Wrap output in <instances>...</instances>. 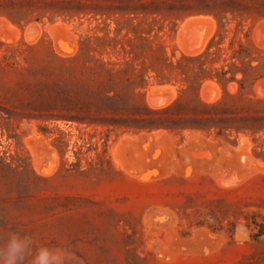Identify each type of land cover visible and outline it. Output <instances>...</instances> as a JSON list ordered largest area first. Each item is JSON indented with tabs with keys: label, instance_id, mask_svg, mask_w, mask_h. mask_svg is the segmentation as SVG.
Masks as SVG:
<instances>
[{
	"label": "rangeland",
	"instance_id": "1",
	"mask_svg": "<svg viewBox=\"0 0 264 264\" xmlns=\"http://www.w3.org/2000/svg\"><path fill=\"white\" fill-rule=\"evenodd\" d=\"M132 6L142 11H120ZM240 25L237 38L264 52V0H0V245L30 235L25 264L40 246H71L76 264H264V236L252 238L264 222V132L133 133L63 119L87 112L71 109L78 98L120 88L106 62L147 66L137 90L159 109L179 85L157 84L149 66L197 55L218 32L226 47ZM252 91L264 99V80ZM198 96L214 102L223 90L207 80ZM98 156L102 171L89 166Z\"/></svg>",
	"mask_w": 264,
	"mask_h": 264
},
{
	"label": "trees",
	"instance_id": "2",
	"mask_svg": "<svg viewBox=\"0 0 264 264\" xmlns=\"http://www.w3.org/2000/svg\"><path fill=\"white\" fill-rule=\"evenodd\" d=\"M123 10L128 13L142 11L136 6L120 11ZM224 26L221 24V28ZM239 32H242L241 25L235 28L226 47H220L223 36L218 32L197 55H182L175 62L165 58V69L149 66L155 73L157 84L179 85L177 97L162 108H149L144 101V92L137 90L146 86L144 73L147 66L142 64L137 68L131 62H106L99 66L100 69L109 78L121 76L120 88L105 91L112 93L109 95L98 92L86 98H78L71 109L78 107L87 112L64 116L63 119L85 125H110L112 129L133 133L157 130L181 133L190 130L214 133L216 137L228 139L233 134L255 135L264 132V99L256 97L252 91L258 81L264 80V52L244 44L237 38ZM217 36L219 40L216 41ZM244 36L247 38L246 33ZM207 80L221 86V99L204 102L199 98L198 91ZM230 83L237 85L234 94L227 91ZM91 108L96 113H109L112 116L95 118L90 113ZM107 136L102 143L103 147L106 146ZM103 163V159L98 156L96 162H89V166H99L102 171ZM254 226L256 233L252 238L258 240L264 236V222H254Z\"/></svg>",
	"mask_w": 264,
	"mask_h": 264
},
{
	"label": "clouds",
	"instance_id": "3",
	"mask_svg": "<svg viewBox=\"0 0 264 264\" xmlns=\"http://www.w3.org/2000/svg\"><path fill=\"white\" fill-rule=\"evenodd\" d=\"M34 244L28 234L11 232L0 245V264H25ZM77 257L71 246H40L31 258L30 264H76Z\"/></svg>",
	"mask_w": 264,
	"mask_h": 264
},
{
	"label": "bare ground",
	"instance_id": "4",
	"mask_svg": "<svg viewBox=\"0 0 264 264\" xmlns=\"http://www.w3.org/2000/svg\"><path fill=\"white\" fill-rule=\"evenodd\" d=\"M195 18H196V17H195ZM190 19H191V18H190ZM197 19H198V18H197ZM194 20H195V19H194ZM202 20H203V19H202ZM202 20H201V21H202ZM205 20H207V18H206ZM198 22H200V21H197V23H198ZM6 23H7V22H6ZM188 23L190 24L189 21H188ZM203 23H204V25L209 26V25L207 24V21H205V22H203ZM205 23H206V24H205ZM210 23H211V22H210ZM212 23H213V22H212ZM192 24H193V23H192ZM199 24H201V22H200ZM186 25H187V23L184 24V27H185ZM192 26H193V25H192ZM30 27H32V26H30ZM188 27H189V26L187 25V28H188ZM257 27H258V26H257ZM260 27H261V26H260ZM32 28H33V27H32ZM181 29H183V26H182ZM181 29H180V30H181ZM183 30H185V29H183ZM183 30H182V31H183ZM261 30H262V28L260 29V31H261ZM183 32H184V31H183ZM186 33H187V32H186ZM206 33H207V32H206ZM178 36H179V35H178ZM208 36H209V33H207V36H206V37L208 38ZM203 37H204V36H203ZM203 37H202V38H203ZM206 37H205V38H206ZM203 39H204V38H203ZM180 40H181L180 43L183 44V43H182L183 40H182V39H180ZM204 40H205V39H204ZM204 40H203V41H204ZM205 41H206V40H205ZM184 42H185V41H184ZM200 45L202 46V44H200ZM184 46H185V45H184ZM197 47H198V46H197ZM199 49H200V48H199ZM193 51H194V50H193ZM197 51H199V50L197 49ZM192 53H193V52H192ZM206 84H207V83H206ZM208 87H209V86H208ZM161 88H162V87H160V89H161ZM172 88H173V87H172ZM160 89H159V90H160ZM165 89H166V88H165ZM210 89H212V88H210ZM213 89H214V88H213ZM149 90H150V89H149ZM154 90H155V88H154ZM214 90H215V89H214ZM155 91H156V90H155ZM161 91H163V90H161ZM168 92H169V91H168ZM215 92H216V91H215ZM157 93H158V92H157ZM160 93H161V92H160ZM154 94H155V93H154ZM215 94H217V93H215ZM151 96H152V95H151ZM153 96H154V95H153ZM171 96H172V95H170V97H171ZM215 96H216V95H215ZM170 97H169V98H170ZM169 98H168V100H169ZM171 98H172V97H171ZM209 99H210V98H209ZM146 100H147V99H146ZM168 100H166V101H162V102H159V103H157V104H155V105H151V106H152V107H159V108H160V106H164L165 104H167L168 102L171 101V100H170V101H168ZM210 101H212V100H210ZM161 132H162V131H161ZM158 134H159V133H158ZM150 135H151V134H150ZM145 137H146V136H145ZM147 138H148V136H147ZM151 138H152V137H151ZM196 149H197V148H196ZM205 149H206V148H205ZM190 151H191V150H190ZM193 151H194V150H193ZM195 151H196V150H195ZM116 152H117V151H116ZM215 152H216V151H215ZM32 154H33V152H32ZM115 158H116V160H117V157H116V156L114 157V159H115ZM213 159H214V158H213ZM116 160H115V161H116ZM117 161H118V163L120 162L119 159H118ZM217 161H218V160H217ZM121 162H122V161H121ZM214 162H216V161L214 160ZM34 163H35V162H34ZM122 163H124V162H122ZM119 164H120V163H119ZM212 164H213V163H212ZM212 164H211V165H212ZM38 165H39V164H38ZM38 165H37L36 167H38ZM122 167L125 168L124 165H123ZM37 169H38V168H37ZM224 169H225V168H224ZM239 174H240V173H239ZM239 174H238V176H239ZM240 175H241V174H240ZM238 178H241V177L239 176ZM241 179H242V178H241ZM239 180H240V179H239ZM241 181H242V180H241ZM232 187H233V186H232ZM228 188H229V187H228ZM230 188H231V187H230ZM225 189H226V188H225Z\"/></svg>",
	"mask_w": 264,
	"mask_h": 264
}]
</instances>
